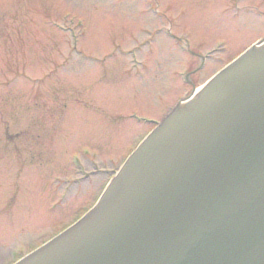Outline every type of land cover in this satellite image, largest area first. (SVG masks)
Returning <instances> with one entry per match:
<instances>
[{
	"label": "rangeland",
	"instance_id": "rangeland-1",
	"mask_svg": "<svg viewBox=\"0 0 264 264\" xmlns=\"http://www.w3.org/2000/svg\"><path fill=\"white\" fill-rule=\"evenodd\" d=\"M262 12L264 0H0V264L91 211L192 91L189 52L207 58L199 89L264 36Z\"/></svg>",
	"mask_w": 264,
	"mask_h": 264
},
{
	"label": "water",
	"instance_id": "water-1",
	"mask_svg": "<svg viewBox=\"0 0 264 264\" xmlns=\"http://www.w3.org/2000/svg\"><path fill=\"white\" fill-rule=\"evenodd\" d=\"M14 264H264V41L177 103L80 221Z\"/></svg>",
	"mask_w": 264,
	"mask_h": 264
},
{
	"label": "flooded vegetation",
	"instance_id": "flooded-vegetation-1",
	"mask_svg": "<svg viewBox=\"0 0 264 264\" xmlns=\"http://www.w3.org/2000/svg\"><path fill=\"white\" fill-rule=\"evenodd\" d=\"M262 16H264V12H262ZM167 35L168 36H170L171 38H175V39H178L179 40V38L177 37V36H175L174 34H173V32H171V31H168L167 32ZM262 40H264V36L261 38V39H259V40H256L254 43H252V45H254V44H256V43H258V42H260V41H262ZM251 45V46H252ZM250 46V47H251ZM249 48V47H248ZM248 48H246V49H248ZM246 49H244L243 50V52L246 50ZM189 51H190V49H189ZM242 52V53H243ZM189 54L190 55H194V56H196L199 60H200V67L197 69V70H195L194 72H191V73H186V75H184L185 76V80H184V83L185 84H187V85H190L191 87H192V91L190 92V93H187V94H185V96H182V97H180V98H178V100L180 101V100H182V99H185V98H187V97H189V96H191V94L194 92V90L196 89V86L193 84V82H192V80H193V78L196 76V74H198L199 73V71H201L202 69H203V66H204V64L206 63V61H207V58L205 57V56H200V55H198V54H192L191 52H189ZM211 55H209V57H210ZM240 56V55H239ZM217 60V59H216ZM230 64V63H229Z\"/></svg>",
	"mask_w": 264,
	"mask_h": 264
}]
</instances>
